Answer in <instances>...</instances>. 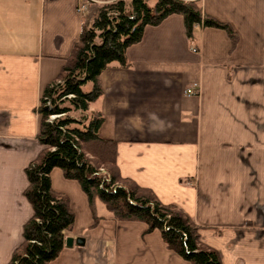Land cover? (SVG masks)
I'll return each instance as SVG.
<instances>
[{
  "label": "crops",
  "instance_id": "obj_1",
  "mask_svg": "<svg viewBox=\"0 0 264 264\" xmlns=\"http://www.w3.org/2000/svg\"><path fill=\"white\" fill-rule=\"evenodd\" d=\"M196 1L232 27L235 42L202 25L190 40L172 14L127 48L128 67L102 71L103 94L89 110L103 116L98 134L116 142L122 177L188 214L222 264H264V0ZM79 3L0 0V264L33 212L23 190L24 169L41 150L35 109L78 40ZM50 180L74 223L72 245L47 264H190L159 230L115 220L99 202L94 223L80 185L59 168Z\"/></svg>",
  "mask_w": 264,
  "mask_h": 264
},
{
  "label": "trees",
  "instance_id": "obj_2",
  "mask_svg": "<svg viewBox=\"0 0 264 264\" xmlns=\"http://www.w3.org/2000/svg\"><path fill=\"white\" fill-rule=\"evenodd\" d=\"M172 14L182 17L190 40L196 25L222 29L236 40L232 27L203 13L196 0H108L88 6L70 56L42 89L35 109L41 150L24 169L23 190L33 212L7 264H47L64 248L74 213L68 197L51 187L53 168L78 182L94 223L100 219L99 202L115 220L143 222L145 233L159 230L166 247L190 264H222L218 252L201 243L198 225L188 214L120 175L116 142L98 134L103 116L89 110L103 94L102 71L111 64L128 67L127 48L141 41L147 26H157Z\"/></svg>",
  "mask_w": 264,
  "mask_h": 264
},
{
  "label": "built area",
  "instance_id": "obj_3",
  "mask_svg": "<svg viewBox=\"0 0 264 264\" xmlns=\"http://www.w3.org/2000/svg\"><path fill=\"white\" fill-rule=\"evenodd\" d=\"M88 0H80V3H79V9L82 10V9H85V6H86V3H87ZM195 89L194 88H188L186 89V93L187 94H192V93H195Z\"/></svg>",
  "mask_w": 264,
  "mask_h": 264
},
{
  "label": "water",
  "instance_id": "obj_4",
  "mask_svg": "<svg viewBox=\"0 0 264 264\" xmlns=\"http://www.w3.org/2000/svg\"><path fill=\"white\" fill-rule=\"evenodd\" d=\"M81 241H82V240L78 239V240H77V243H81ZM72 243H73V238H71V237H67V238L65 239V245H66V246H71Z\"/></svg>",
  "mask_w": 264,
  "mask_h": 264
},
{
  "label": "rangeland",
  "instance_id": "obj_5",
  "mask_svg": "<svg viewBox=\"0 0 264 264\" xmlns=\"http://www.w3.org/2000/svg\"><path fill=\"white\" fill-rule=\"evenodd\" d=\"M105 2H107V1H105ZM105 2H99V3L97 2L96 4H101V3H105ZM150 4H151V3H150ZM85 9H87L86 6H85ZM85 9H82V12H83V13H86V12H87V11L85 12ZM84 15H85V14H84Z\"/></svg>",
  "mask_w": 264,
  "mask_h": 264
}]
</instances>
